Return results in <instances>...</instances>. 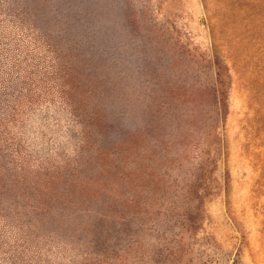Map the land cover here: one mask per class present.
<instances>
[{
	"label": "rangeland",
	"instance_id": "1",
	"mask_svg": "<svg viewBox=\"0 0 264 264\" xmlns=\"http://www.w3.org/2000/svg\"><path fill=\"white\" fill-rule=\"evenodd\" d=\"M0 264H264V0H0Z\"/></svg>",
	"mask_w": 264,
	"mask_h": 264
}]
</instances>
